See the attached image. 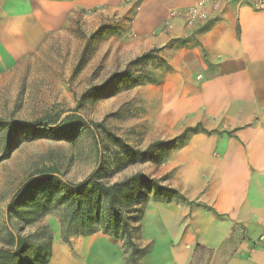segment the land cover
<instances>
[{
    "label": "crops",
    "instance_id": "0c3cea01",
    "mask_svg": "<svg viewBox=\"0 0 264 264\" xmlns=\"http://www.w3.org/2000/svg\"><path fill=\"white\" fill-rule=\"evenodd\" d=\"M128 1L0 0V53L21 57L87 13L115 12L146 50L192 59L190 80L180 75L163 98L162 121L185 136L157 174L183 198L146 204L138 264H264V0L204 6L208 19L193 23L169 14L201 0ZM51 248L48 264H125L101 232L70 244L54 235Z\"/></svg>",
    "mask_w": 264,
    "mask_h": 264
},
{
    "label": "rangeland",
    "instance_id": "374dc122",
    "mask_svg": "<svg viewBox=\"0 0 264 264\" xmlns=\"http://www.w3.org/2000/svg\"><path fill=\"white\" fill-rule=\"evenodd\" d=\"M137 3L138 0L133 2L134 8ZM87 15L85 20H74L62 31L52 33L42 46L21 57L0 53V117L31 121L64 112L62 119L75 108L78 115L103 121L125 143L141 149L155 140L184 134L185 131H175L162 121L163 98L171 97L172 82L180 75L190 80L193 60L190 59L192 67L179 65L176 53H161L163 48L156 46L146 50L150 43L141 41L137 32L126 22H120L115 12H103L97 22L91 13ZM151 50L155 51L147 60L130 62ZM122 70V77L107 82L110 75ZM100 86L103 88L91 91ZM94 134L90 129L79 128L64 139L30 138L25 133H11L8 137L0 127V248L6 247L7 231L28 235L37 248L44 247L49 237L52 242L54 235L60 236L55 214L38 215L26 198L15 205L8 219L6 214L7 204L19 186L47 166L55 165L63 179L73 182L82 180L102 164L105 171L99 172V177L105 182L140 171L166 184L169 174L158 177V167L172 146L161 148L149 160L118 168L111 163L110 156L119 153L120 147L102 130L97 131L101 152L98 162ZM174 198L179 195H171L168 200ZM145 201L153 202L151 193ZM144 204L139 207L145 208ZM33 216L38 218L25 220ZM136 225L133 239L141 247L140 221ZM110 239L119 243L124 253L123 242ZM128 253L126 250L124 258Z\"/></svg>",
    "mask_w": 264,
    "mask_h": 264
},
{
    "label": "trees",
    "instance_id": "16d2710c",
    "mask_svg": "<svg viewBox=\"0 0 264 264\" xmlns=\"http://www.w3.org/2000/svg\"><path fill=\"white\" fill-rule=\"evenodd\" d=\"M154 51H146L130 62L147 60ZM124 74V70L113 73L107 82ZM101 88L103 87L92 88L91 91ZM63 113L58 112L31 121L7 120L0 117V127L5 130L8 137L11 133H25L29 134L30 138L50 136L56 139L70 138L72 132L79 128L90 129L95 133L94 146L98 162L101 160V152L96 132L102 130L121 149L119 153L110 156L111 163L116 164L118 168L149 160L161 148L172 146L173 149L176 142L185 136L184 132L169 140H155L141 149L125 143L103 121H94L78 115L75 108L69 110L61 119ZM103 171L105 170L100 164L82 180L73 182L63 179L55 165L47 166L38 175L28 178L19 186L7 204V219L15 205L26 198L32 203L38 215L55 214L62 242L70 244L73 236H89L101 232L123 242L124 253L126 250L129 251L124 258L125 264H138L139 259L148 252V249L139 247L133 239L136 224L141 220L144 208L139 207V204L146 205L148 193L152 194L153 202H169L171 195L183 197L175 188L140 171L111 183L99 177V172ZM37 216L25 220L31 222L37 219ZM6 236V247L0 248V264H48L52 250L50 237L44 247L37 248L29 241L28 235L7 231Z\"/></svg>",
    "mask_w": 264,
    "mask_h": 264
},
{
    "label": "built area",
    "instance_id": "2783aa9c",
    "mask_svg": "<svg viewBox=\"0 0 264 264\" xmlns=\"http://www.w3.org/2000/svg\"><path fill=\"white\" fill-rule=\"evenodd\" d=\"M230 1H233V0H201L197 5L190 7L188 9H185L183 11L170 12L169 18H174V17L181 15L185 17L187 23H193L198 20L208 19L207 13L204 11V6H208V7L215 9L219 7L222 2H230ZM255 5L263 6L264 2L257 1L255 2ZM166 24H168V21H165V27H166ZM262 240H263V235L258 237V241H262Z\"/></svg>",
    "mask_w": 264,
    "mask_h": 264
}]
</instances>
